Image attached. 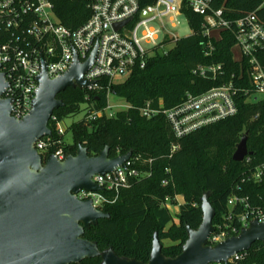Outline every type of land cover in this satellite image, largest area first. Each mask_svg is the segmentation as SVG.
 Returning a JSON list of instances; mask_svg holds the SVG:
<instances>
[{
  "label": "trees",
  "instance_id": "1",
  "mask_svg": "<svg viewBox=\"0 0 264 264\" xmlns=\"http://www.w3.org/2000/svg\"><path fill=\"white\" fill-rule=\"evenodd\" d=\"M155 0H139L141 6ZM57 9L66 26L77 28L88 17L86 3L82 0H61ZM264 0H215L214 7L224 8L229 19L256 13L264 21ZM195 33L181 38L166 55L151 59L145 69H136L124 81L110 87L115 95L132 107L113 118L73 123L70 127L73 143L67 144L56 132L57 122L76 115L86 105L88 111L101 110L107 105L108 83L100 80L95 90L69 87L58 95L63 106L56 110L49 122L54 140H63L67 155H75L79 146L86 147L91 156L98 155L106 146L111 157L126 154L141 155L152 159L151 166L142 165L149 175L134 180L115 199L114 192L102 194L114 200L105 204L103 211L109 218L98 220L85 229L84 238L97 242L101 251L112 248L120 257L134 258L147 263L150 259L153 238L157 234L167 257L175 258L182 252L188 238L187 226L198 229L203 219L201 198L209 194L215 209L213 220L217 227L228 212L227 201L235 185L241 182L248 169L244 162H235L233 154L241 138L248 132L247 146L252 153L251 165L264 162V101H250L239 95L238 113L192 134L177 139L163 115L147 119L140 115V107L147 101L156 105L160 100L166 108L178 105L187 93L199 94L207 89L228 82L239 66L233 60L231 48L236 42L234 33L225 31L222 39L214 41L215 51L206 56L208 38L202 29L203 17L184 7ZM223 64L224 74L216 80L197 77L193 69L199 65ZM173 145L179 148L171 153ZM57 147L50 149L53 153ZM170 170V172L167 171ZM168 180L165 185L163 182ZM255 203L264 202V185L249 188ZM261 195L262 199L258 198ZM182 196L178 222L165 205L166 199L176 204ZM169 240L171 244H164ZM101 257L86 259L78 264H101ZM242 264H264V245L256 243L248 251Z\"/></svg>",
  "mask_w": 264,
  "mask_h": 264
},
{
  "label": "built area",
  "instance_id": "2",
  "mask_svg": "<svg viewBox=\"0 0 264 264\" xmlns=\"http://www.w3.org/2000/svg\"><path fill=\"white\" fill-rule=\"evenodd\" d=\"M82 1H85L89 15L81 25L72 28L59 18L57 9L61 7V0H0V72L8 84L4 98L13 101L12 116L15 118L22 119L31 111L43 62L46 63L49 78L56 79L71 68L75 56L80 63L86 62L96 46L94 63L84 78L95 81L87 88L89 90L98 89L100 80H106L107 105L101 110H89L85 121L113 118L119 112L130 109L132 106L129 103L111 91V85L124 81L136 69H145L151 59L168 54L183 38L166 27L168 20L184 16L191 34L195 33L184 14V7L203 17L202 29L209 40L206 56L214 53L213 42L221 40L223 32L234 33L236 42L231 52L239 72L233 73L228 82L199 94L187 93L172 108H166L162 100L157 105L147 101L140 107V115L147 119L163 115L174 136L181 139L235 116L239 111V95L247 96L250 101H264V21L256 13L229 19L224 8L214 7L215 0H155L144 7L139 0ZM116 24L122 25L116 28ZM160 50L163 52L159 53ZM193 74L216 80L224 74L223 64H199L193 69ZM112 98L117 100L114 102ZM53 119L56 120L55 117ZM61 122H57L56 132L59 137H64ZM63 140L56 141L52 135L45 136L35 146L44 158L54 154L63 160L67 156L62 147ZM53 147L57 148L50 153ZM178 148L179 145H173L171 153ZM243 162L248 169L228 198V212L223 222L215 227L209 245L239 234L254 220L264 222V202L255 203L248 193L249 188L264 185V162L252 166V154L247 155ZM151 164L152 159L132 155L125 167H117L113 172L95 175L92 179L104 188L103 191L114 192L116 199L123 189L131 186L132 181L148 176L149 170H143L141 166ZM167 171L170 172L169 169ZM163 183L167 185L169 181ZM103 191L81 190L76 196L81 200L92 199L94 207L102 210L105 204L114 201L102 194ZM180 197L176 196V199ZM258 198L262 199L261 195ZM169 201L168 198L165 201L168 208ZM183 203L184 198L179 201L178 207ZM249 250L234 254L226 262L210 264H242Z\"/></svg>",
  "mask_w": 264,
  "mask_h": 264
},
{
  "label": "water",
  "instance_id": "3",
  "mask_svg": "<svg viewBox=\"0 0 264 264\" xmlns=\"http://www.w3.org/2000/svg\"><path fill=\"white\" fill-rule=\"evenodd\" d=\"M96 54L97 46L84 63L75 56L71 68L56 79L49 78L43 62L32 109L22 119L12 116L13 101L4 98L8 84L0 72V264H78L95 257H101V264H210L226 262L256 243H264V222L254 220L239 234L209 245L216 215L209 194L201 198L202 223L198 229L187 226L188 238L175 258L163 254L157 234L147 263L120 257L112 248L101 251L97 242L84 238L85 229L110 216L95 208L92 199L81 200L76 194L103 191L93 176L125 167L132 151L111 157L106 146L91 156L86 147L79 146L75 155L59 160L54 154L44 158L35 145L52 135L49 122L63 106L58 95L69 87L87 89L95 84L84 74ZM247 141L248 132L233 154L235 162L252 154Z\"/></svg>",
  "mask_w": 264,
  "mask_h": 264
},
{
  "label": "rangeland",
  "instance_id": "4",
  "mask_svg": "<svg viewBox=\"0 0 264 264\" xmlns=\"http://www.w3.org/2000/svg\"><path fill=\"white\" fill-rule=\"evenodd\" d=\"M166 27L169 30L177 33L181 37H187V36L191 35V28L188 24L187 19L184 16H179V17L175 18L174 21L168 20L166 22ZM215 35H217V33H215ZM144 45L147 47V44H144ZM235 51H236V54L238 56L237 49ZM162 52H163L162 50L159 51V53H162ZM112 100L115 102L117 99L112 98ZM87 113H88V109H87L86 105H83L81 108V111L78 114L66 117L61 122V126L65 131L64 140L67 144L73 143V134H72L71 129H70L71 125L73 123L79 122L82 119H84L86 117ZM179 201H183V198L180 197L178 200L176 199V204H174L171 200L169 202H167L169 209H170L172 216H173V222H175V223L178 222L177 214L179 212V207H178ZM163 243L167 244V245L171 244V242L169 240H164Z\"/></svg>",
  "mask_w": 264,
  "mask_h": 264
}]
</instances>
